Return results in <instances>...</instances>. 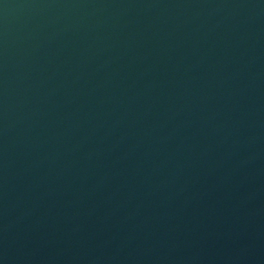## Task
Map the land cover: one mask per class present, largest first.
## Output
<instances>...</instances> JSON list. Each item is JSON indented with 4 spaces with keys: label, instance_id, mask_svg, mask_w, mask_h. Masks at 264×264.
<instances>
[{
    "label": "water",
    "instance_id": "1",
    "mask_svg": "<svg viewBox=\"0 0 264 264\" xmlns=\"http://www.w3.org/2000/svg\"><path fill=\"white\" fill-rule=\"evenodd\" d=\"M0 264H264V0H0Z\"/></svg>",
    "mask_w": 264,
    "mask_h": 264
}]
</instances>
